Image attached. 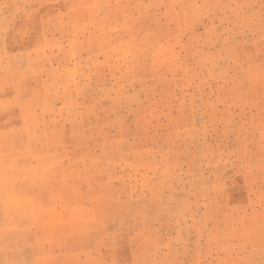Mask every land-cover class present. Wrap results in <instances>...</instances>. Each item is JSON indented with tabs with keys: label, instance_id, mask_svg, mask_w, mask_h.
<instances>
[{
	"label": "rangeland",
	"instance_id": "rangeland-1",
	"mask_svg": "<svg viewBox=\"0 0 264 264\" xmlns=\"http://www.w3.org/2000/svg\"><path fill=\"white\" fill-rule=\"evenodd\" d=\"M0 264H264V0H0Z\"/></svg>",
	"mask_w": 264,
	"mask_h": 264
}]
</instances>
